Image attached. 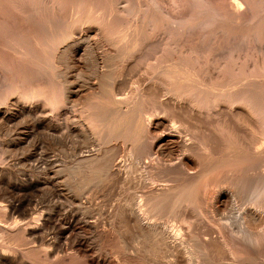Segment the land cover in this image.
Returning <instances> with one entry per match:
<instances>
[{"label": "bare ground", "instance_id": "6f19581e", "mask_svg": "<svg viewBox=\"0 0 264 264\" xmlns=\"http://www.w3.org/2000/svg\"><path fill=\"white\" fill-rule=\"evenodd\" d=\"M127 2L130 3L129 0ZM153 4L157 6L154 1ZM194 5L199 13L206 12L204 0H194ZM120 10L131 13L134 11L127 5ZM146 15L145 13L144 18H148L147 20L134 24L133 38L123 40L115 53L111 51L115 60L119 58L121 64L134 55L142 57L161 53V58L153 65V72L142 80V86H127L128 78H121L124 71L120 73V69L118 72L115 71L116 68L107 72L99 69L100 62L106 61L110 51H106L107 48L105 50L96 39H92L94 31L93 37L84 31L71 38L64 46L61 54L63 59H60L65 65H68V60H65L70 52L75 51L80 55H77V62L73 63V79L68 76L71 74L67 73L68 69H64L66 65L64 70L57 72L59 79L53 80V84L59 86L60 100L64 104L60 112L62 117L54 120L50 114L37 115L30 123L29 130L18 131L12 137V147H16L31 139L34 132H58L64 149L61 150L63 158L59 159V167L51 169L49 165L54 160L48 159V156L45 158L40 152L32 164L35 167L43 164V168L40 166L43 171L40 174L37 172L35 176L24 174L27 177L21 179H18L12 164L0 165V264H70L78 253L79 256H87L90 250H95V237L98 233L114 230L116 220L123 223L121 227L126 232L129 228L135 231L137 239L140 236L144 243L149 240L154 244L153 248L149 246L153 255L159 259L166 258L164 261L160 260L159 264H264V68L259 73H246L247 75L230 71L227 64L233 60L234 44L225 45L210 37L204 39V61L199 67L200 58L196 55L193 57L192 49L186 51L178 48L173 32L180 25L182 28L196 25L205 29L209 24L208 15L198 14L196 20L179 26H173L167 19L158 25L152 21L151 16ZM215 15L216 12L211 11L210 16ZM35 22L37 23L36 20ZM162 26L168 31V37L163 41L151 42L153 35ZM36 27V31L27 27V33L23 34L24 37L28 34L26 38L20 35L10 38L12 42L19 44L27 39L24 47L36 61L31 68L27 63L29 66L23 75L25 79H35L34 81L49 73L38 62L46 61V53L54 54V45L66 40L70 33L66 30L68 26L63 29L54 20H47ZM241 36L240 40L243 41L247 37ZM88 72L94 74L95 81L92 82L94 78H90ZM11 82L7 83V94L20 87V83ZM153 85H156L158 95L155 97V90L152 89L154 98L151 100L149 91ZM58 88L56 87L57 90ZM23 89L24 101L33 97V93ZM80 102L82 106L75 109L79 114H72L70 120V108L77 107ZM25 105L18 108L17 116L1 109L0 120L7 122L15 121L19 116H36L40 105ZM175 107L179 108L180 113L174 112ZM181 112H185V115L187 112L189 117H181ZM220 115L233 118L231 121L239 129L231 127L236 128V132L248 133L250 140L247 139V143L244 139L238 140L243 137L242 134H239L242 137L238 136V139H224L219 134L222 123L218 119L212 127L215 134L210 133V130H203L200 125L202 117L215 119L220 118ZM229 120L228 118V127L231 125ZM33 141L36 148L37 140ZM70 153L73 157L68 161ZM32 154L29 153L28 156L31 158ZM106 182L108 186L111 182L127 184L125 196V191L122 198L116 195L120 200L117 203L113 200L109 208L93 204V199L99 192L94 198L82 195L85 184L92 183L103 188V183L106 185ZM40 190L43 193L46 191L49 196L44 204L31 196ZM101 190L103 189L99 191ZM111 192L113 193L112 190ZM169 209H173V222L156 219ZM37 210H40L38 215L26 217ZM21 213L25 219L22 217L23 219L12 220V216ZM103 214L109 217L106 218L107 222H103L108 224L107 227L97 223L98 217ZM80 228L82 231L88 230V233L81 232ZM118 232L122 235L120 230ZM15 238L23 239L24 242L19 239L22 243H18ZM28 239L34 242L33 245L27 246ZM128 241H123L126 242L124 255L127 258H141V252L148 244L144 246L143 242L139 244L137 240L134 244ZM20 245L23 247L20 248ZM33 252L36 256L31 257ZM105 257L106 254L99 253L97 260L87 257L86 261L87 264H98Z\"/></svg>", "mask_w": 264, "mask_h": 264}, {"label": "rangeland", "instance_id": "374dc122", "mask_svg": "<svg viewBox=\"0 0 264 264\" xmlns=\"http://www.w3.org/2000/svg\"><path fill=\"white\" fill-rule=\"evenodd\" d=\"M70 1H72V0H49V1L48 0H0V33H1L0 34V82L2 81L0 84H4V86L0 85V110L1 109H2L1 111L7 110L9 114H12L13 116H17L16 113L18 112V110L20 109V106L22 104H26L25 105L26 107H29L31 103L38 104V106L40 105L39 110H36V113H35L36 116L35 115H33V116L32 115H25L24 118H23V116H19V118L15 119V121L13 120V121H7V122L0 120V128H1L0 129V165L5 166V165H9V164L11 165L12 164V168L15 171L16 175L18 176V179L27 177L25 175H34V174L36 175L37 172H38L37 174H40V172L43 171V169H42L43 164L40 165L42 168L40 166L35 167V164H32L35 162L34 158L38 157L37 155H39L40 152L43 153V156L45 158L49 157L48 159H51L52 161L54 160V163L52 165H49V167L51 169L52 168L55 169V168L59 167V165H60L59 163L61 161L59 159L63 158V152L61 150H64L62 143L59 140L58 134H60V133L54 132L55 134H52V132L41 133V132L37 131V133L34 132V136L31 137V139L29 138V140H27L26 142H24V143H22L16 147H14V146L12 147V137H15L16 133L18 131L29 130L31 127V124H32L31 122H33V120L35 119V117H37V115L41 116L42 114H48V115L50 114L49 116H53L54 120H57L58 118L62 117L60 115V112L62 110V105H64V104L60 100L61 94H59L60 93L59 92L60 90L58 88L59 86H56L55 84H53V82L59 79L58 75H59L60 71H62L64 69L69 70V71L68 70H66V71L68 74L71 73L68 75L71 79L74 78L75 72H74L73 63L75 61L77 62V58L80 54L76 53L75 51L70 52L68 59L65 60V62L68 60V65L66 64L67 67H66L64 61L62 60L63 57L61 54H62V50H63L64 46H66V44L68 42H70V39L73 38L74 36L79 35L82 32L84 33V31L89 33V34H92V35H90L91 37H93V31H94L95 32L94 37H96V38L93 37L92 39H94V40L96 39L98 41V43L101 44V47L105 48V50L107 48L108 50H106V51H110L109 55L112 56L115 53L114 51H116V48H118V46L122 43L123 40L129 41L133 38L134 34H133L132 29L134 28L133 26H135L134 24H139V23H141L142 20L148 19V18H144L145 13L147 14L146 16H151L153 18L152 21L156 22L158 25L162 24V22L163 21L165 22V20L167 19L169 22L172 23L173 26L177 25V24L179 26V24H185L188 21L196 20V17L198 14H200L202 16H204L206 14V15H208L207 20L209 23L207 25V28L201 29V28H199V26H196V25H194L192 27H188V28H182L180 25L178 28H176L174 30L173 38L177 42L178 48H181V49L186 50V51L187 50L191 51L190 49H192L191 54L193 55V57H195V55H196V56H198V58H200V60L198 62V66L200 67L203 65L202 61H204L203 57H202V54L204 53V50L206 47L204 39L207 37H210L211 39H213L215 41L218 40L219 42H223L225 45L226 44H229V45L234 44L235 49H234L233 60L231 62H229V64H231V65L227 64L230 67L229 68L230 71L232 70V72L235 71V72L241 73L243 75L244 74L247 75L248 73H256V72L259 73L264 68V16L262 17V15H264V10H263L264 9V0H204L205 7L207 9H206V12H203V14H202V12H200V13L198 12L196 6L194 5V0H129L130 3L127 2L128 0H122L123 3L121 0H94V1L93 0H90V1L85 0V2H84V0L83 1L82 0H73L72 2H70ZM153 1L157 3L156 4L157 6H154ZM235 1L237 3L239 2V4H236ZM62 3H63V5H62ZM115 4L117 5V7H119V6L120 7L117 8ZM126 5L129 7H132L134 9V11L132 13L126 12L123 10L121 11L120 9L122 8V6H126ZM236 5L239 7H237ZM107 6H108V8H107ZM81 7H83V8H81ZM111 9H112V11H111ZM103 11H105V12H103ZM211 11L216 12V15L214 17L210 16ZM110 12H111V14H110ZM115 13H117V14H115ZM114 14H115L116 18L114 16ZM32 15H33V17H32ZM29 16H31V17L29 18ZM92 17L93 18L95 17V19H93ZM110 17H112L113 21L110 20L111 19ZM33 18H34V20H33ZM132 18H133V20H132ZM92 19L94 22L92 21ZM115 19H117V20H115ZM35 20L37 21V23L35 22ZM47 20H54V22H57L59 25H61V27L63 29H66L68 26V28L66 30L68 33L69 32L70 33L66 37V40L64 39L65 41L63 40L59 44L54 45V54L51 53V55H50L49 52L46 53V55H48V56L45 57V60L48 63H46V61L45 62H40V61L38 62L41 65H44L45 68L47 69V71H49L48 75L45 77L43 76L40 78L38 76L39 79L43 80V83H42V80L37 79L38 77L36 78L37 81H34L35 79L29 80L28 78H26V79L24 78L23 73L26 71V68H28L29 65H30L29 68H31L32 65H34V63L36 61L35 59H32V57L30 55H28L29 53H27L28 51L24 47L27 39L26 40L24 39L25 41L22 40L21 44H19L16 41L12 42L11 39H12V36H17V35L24 37L23 34H25V32L27 33V27L31 28L30 30H32V29L35 30L34 27H36V25L40 26L43 22H45ZM122 20H123V22H122ZM70 22H71V24H70ZM35 23H36V25H35ZM67 23L70 25H68ZM124 23H126V24H124ZM132 23H133V25H132ZM113 24L116 25L114 29L112 28V26L114 27ZM65 25H66V27H65ZM109 25H110V27H109ZM129 25H131V26H129ZM8 26H9V29H8ZM16 26L19 29L16 30V28H17ZM107 26L109 29L107 28ZM13 28H14V30H13ZM84 28L87 30H85ZM5 29H7V30H5ZM36 29H38V27H36ZM120 31L123 33V35ZM2 33H4V34H2ZM125 33H127V34L125 35ZM204 33H206V34H204ZM241 35H247V37L244 38V41H243V39L240 40V37H242ZM27 36H28V34H26L24 38H26ZM69 36H71V37H69ZM166 37H168V31L164 29V26H162L161 28L159 27L158 31L155 33V35H153V37L151 38L152 39L151 42H153V40L155 42L163 41L166 39ZM97 38H99V39H97ZM157 38H158V40H157ZM99 40L102 42H99ZM110 42H112V43H110ZM102 43L105 46L107 44H109L107 46H110V48L107 46L105 47ZM111 44H112V46H111ZM116 44H117V47H115ZM11 45H13V46H11ZM21 48H23V50ZM112 50L114 53L111 52ZM151 54L152 55L155 54V55L152 57V56H150ZM151 54L149 56H142V57L141 56L137 57L136 55L131 56L126 61L123 60L126 62V65H125V62L123 64H121L120 63L121 61L118 60L119 58H117V60H115L116 58H114V55L112 56L113 58L110 56H107V59L105 62H103V61L100 62L101 67L99 65V69H102L104 72L110 71V69L112 70V68H116L115 71L118 72L120 69V73L123 71H124L123 73H125V74L122 73L121 78L122 79L128 78V80L130 79L129 81L126 80L127 86H134V85L142 86L143 85L142 82L145 80V78L147 76H150V74L153 72L154 63L161 58L160 52L151 53ZM157 54H159V55H157ZM134 57H135V59H134ZM30 58L34 61H32ZM60 58H62V59H60ZM145 58H146V60H145ZM49 61H50V64H49ZM118 61H119V63H118ZM128 61L131 62V64ZM127 62H128V64H127ZM149 62H150V64H148ZM27 63L29 65H27ZM108 63H109V65H108ZM24 65H26V66H24ZM107 66L109 68H107ZM118 66H119V68H118ZM123 66H127V67H123ZM64 67H66V68H64ZM117 68H118V70H117ZM231 68H233V69H231ZM58 71H59V73H57ZM147 71H149L148 75H147V73H148ZM20 74H22V75H20ZM88 74H89V72H88ZM132 75H133V77H132ZM88 76L90 78H94L92 80V82L95 81L94 74L90 73ZM125 77H127V78H125ZM4 78H6V79H4ZM10 80L15 81L17 83H20L19 84L20 87H18V88L16 87V89H14V91H12L10 94H7V92H8L7 83L8 82L12 83ZM31 81H32V84H31ZM3 82H5V83H3ZM44 82H46V83H44ZM140 82H141V84H140ZM129 83H132V84H129ZM34 84H35V86H34ZM21 86L22 87L24 86L23 88H26L31 93H33V97L25 99V101H24V98H23L24 89L21 88ZM155 86L154 85L151 86V88H150L151 93L148 90L149 95L151 96L150 97L151 100L154 98V96L156 97V95H158V93H157L158 89ZM56 87L58 88V90L56 89ZM152 89L155 90V94H154ZM39 91H42V92H39ZM153 94H154V96L152 97ZM4 95H5V97H4ZM15 99H16V102H15ZM13 100H14V102H13ZM168 102H170V101H168ZM79 104H81V105H79ZM79 104H78L79 106L77 105V107H72V108H70V110L68 109L70 111L69 112L70 115L68 114L70 120L72 119V116L74 114L75 115L79 114L78 111L75 110L76 108H79L82 106V102H80ZM67 108H69V107H67ZM172 109H173V107H172ZM175 109L177 111L175 110L174 112L180 113V111H178L179 110L178 107L177 108L175 107ZM180 109H182V108H180ZM184 113L185 112H181V114H180L181 117H183L185 115ZM186 115H187V117H189V114L187 112H186ZM186 115L184 116V118L186 117ZM221 116H222V118H221ZM219 117L221 119L216 118V117H215V119L214 118L208 119V118L202 117L201 118L202 121H200V125L203 128V130H206V131L210 130V133L215 134L216 132L214 133L213 132L214 129L212 128L213 123H215L216 119L221 120L220 122L222 123L223 127L221 126V128L219 129V134L224 139H226V138L227 139H232V138L238 139L239 137H242V136H239V134L240 135L242 134L243 137L244 136L245 137L239 138L238 140L242 141V139H244V142L246 141L245 143L248 142L247 139L250 138V135L248 133L245 134V132L241 133V131L236 132V130L239 128L237 127V125H234L233 121H231V120H233V118L231 119V117H227L224 115H220ZM228 118L230 119L229 123L231 124L229 127L227 126ZM231 126H235L237 129L232 128ZM224 127H225V129H224ZM232 129H234V130L232 131ZM217 130L218 129H216V131ZM234 132H235V134H234ZM236 134H237V136H236ZM34 137H36V138H34ZM33 140H37V147L36 148L38 150L36 148H34V145H33L34 141ZM248 140H250V139H248ZM241 141H240V143H241ZM245 143L242 142V144H245ZM69 149H71V148L69 147ZM29 153L30 154L33 153L31 158L28 156ZM72 157L73 156L70 153L68 158H67L68 161H71ZM39 168H41V170ZM116 184L114 182H111V185H110V183H109L110 186L114 187L113 188V187L108 186V184L106 182V185H105V183H103V185L106 187H104L102 185L103 186V188H102V187H96L92 183H89V184L87 183L82 188L83 189L82 195L83 196L88 195V197L92 196L94 198L96 196L95 194L99 192L97 194V196L93 199V204L95 203L94 205L98 204V205H101L104 207L106 206V208L108 206V208H109L110 204L113 203V200H114V203L115 202L117 203V200L118 201L120 200L119 198H117V196L122 198L123 196H125L124 194H126V192H127L126 187H125L127 184L123 185V183L121 184L120 182H118ZM86 185H87V187H86ZM100 189H103V190L99 191ZM92 190H94V191H92ZM111 190L113 191V193L111 192ZM93 192H94V194H93ZM38 193H39V195H38ZM122 193H123V196H122ZM31 196L36 201L38 200L37 202H41L42 204L46 203L45 201H47L48 200L47 198H49V196L47 195V192L44 191V193H43V190H40L37 193H33ZM99 201H100V203H99ZM101 201H103V202H101ZM21 211H23V210H21ZM39 211L40 210H37V212L36 211L32 212L31 215H28L26 217H31V216H33L32 214L38 215ZM172 211H173V209H169L166 212L159 214V215H161L160 216L161 218L157 215L158 218L156 217V219H158V220L160 219L159 221H164L166 219V220H171L170 222H173L174 219H173ZM22 213H24V212H22ZM22 213L18 214V216L17 215L12 216V220L21 219L24 216ZM106 218L107 219L109 218L106 214L100 215L98 217L99 222L97 221V223L98 224L100 223L99 225H101V226L103 224L104 226L107 227L108 224L103 223V222L108 221V220H106ZM115 222H116V225H115L116 228L115 229H117L118 231L120 230L122 235H120L117 230L115 231V229L114 230L109 229L108 230L109 232L106 231L103 233L102 232L98 233V236L95 237L96 238L95 239V242H96L95 243V247H96L95 250L94 249L90 250L89 255H87V256H84L81 254L79 256L78 255L79 253H78L77 254L78 256L75 255V258H73V260L71 261L72 263L70 262V264H87V261H86L87 257L88 258L92 257L93 260H97V256L99 253L106 254V257L104 258V260L100 261L101 263L99 262L98 264H103V263L104 264H126V263L127 264H159L161 261H164L166 259V258H162V259L160 258L159 259L153 255L154 253L152 252V250H150L151 249L150 247L153 248V246H154V244L152 242H150L149 240H146L147 242L145 241L146 243H144L143 240L141 241L142 237L139 236V239H137L138 237L134 236L137 233H135V231H131L132 230L131 228H129L130 230L128 229L129 230V233H128V230L126 232V229H123V227H121V226H123V225H121V224H123L122 222L120 223V222H118V220H116ZM80 229H81V232L86 231L85 233H88L87 232L88 230L83 229V231H82V228H80ZM122 230H124V231H122ZM110 231H112V232H110ZM113 231H115V232H113ZM114 233H116V234H114ZM117 236H119V237L121 236V237L119 238ZM124 236H126V237H124ZM136 236H138V235H136ZM123 237L125 238L124 240H123ZM131 237H132V239L130 240ZM133 237H134V239H133ZM187 237H188L187 238V240H188L189 236H187ZM17 239L19 242L17 241ZM19 239L20 238H15V241L18 243H20L21 241L24 242L23 239L22 240L20 239L21 241ZM126 240L127 241L129 240L128 242L133 243V244L137 243V241L139 242V244H140V242H143L142 244L144 246L148 244V246H145V249L143 246V249L146 250L147 252H144V250H142V252H141L142 257H143V258L141 257L142 259L140 257H137V256H135V258H134V256L127 258L124 255V253H125L124 248L126 246V242H123V241H126ZM134 240L135 241L137 240V241L135 242ZM26 242H28L27 246H29V245L31 246L34 243V242H31L29 239ZM148 242L152 243L151 244L152 246ZM123 244H125V245L123 246ZM19 247L22 248L23 245H20ZM155 249L157 250V247H155ZM148 252H152V253H148ZM34 254L35 253L33 252L31 257L36 256V254L35 255ZM143 254H145V255H143ZM151 254L153 256H151ZM146 255H147V257H145ZM136 258H138V259H136ZM154 258L155 259L157 258L156 261ZM125 259H127V260H125ZM129 259L130 260L132 259V260L130 261Z\"/></svg>", "mask_w": 264, "mask_h": 264}]
</instances>
